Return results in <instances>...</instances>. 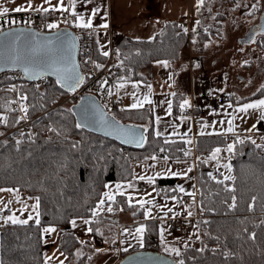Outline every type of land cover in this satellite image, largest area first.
Masks as SVG:
<instances>
[{
	"label": "trees",
	"instance_id": "obj_1",
	"mask_svg": "<svg viewBox=\"0 0 264 264\" xmlns=\"http://www.w3.org/2000/svg\"><path fill=\"white\" fill-rule=\"evenodd\" d=\"M259 4H255L256 8L251 10L250 16L254 17L262 12V6ZM48 13L67 15L64 12L52 10ZM216 15L223 19L226 17L225 13ZM66 20L69 23L63 22L61 27L78 30L70 21V17ZM217 28L207 31L201 29L200 40L206 41ZM182 29L181 22L173 20L166 22L162 30L152 39H135L114 32L111 40L112 57L120 61L125 68L128 66L134 68L135 75L127 76V79H137L142 76L141 70L158 59L165 60L169 64L180 59L192 36L191 33ZM258 45L264 49V41H258ZM95 57L96 64L103 66L109 58L102 55L98 48H96ZM81 66L87 81L89 69L83 62ZM12 81L13 77L8 72L1 73L0 113L4 119L7 118V123L4 120L0 123V187H17L30 196H39L41 224L36 225L34 221L26 225L0 224V264H45L42 231L44 225L66 228L73 220H89V226L94 229L92 232L100 235V231L97 232L95 229L100 230L102 225L115 220V216L105 212L93 216L91 211L96 208V204L102 198L106 189L105 185L113 181L132 180L135 174L134 163L140 160L153 161L146 159L153 155L157 157L156 160H163L165 156L175 161H189L194 158L195 165L189 175L195 180L197 207L203 213L202 216H198L195 226L199 235L202 236L199 239L202 245L183 244L175 238L162 243L157 221L146 219L143 246L128 249L126 252L122 250V257L134 250L152 249L163 252L176 261L183 259L185 264H264L263 146L256 147L258 144L256 142L253 144L252 139H242L228 134L227 136L199 135L193 141L189 135L156 136L153 132L154 118L150 107L128 108L117 104L108 106L101 99L109 112L123 122H133L146 128L147 140L143 146L125 145L83 127H76L77 122L72 105L83 93L92 91L84 88L71 92L60 87L51 77L40 81L39 89L35 88L39 82L22 78L23 83L17 88V93L19 96L27 95V100L22 102L28 107L27 117L34 118L32 120L34 130L29 128L25 132H20L16 129L10 132L24 122L20 120L16 123L22 115L9 103L11 93L6 86ZM173 96L175 111H182L179 109L182 94ZM263 96L264 90H257L250 96L235 99L234 102ZM64 98L67 100H63ZM69 109L71 111H68ZM44 110L47 112L38 116ZM49 125H52L51 129L55 131H49V129L45 131ZM21 133L24 135L22 136ZM237 138L244 142L240 143ZM17 140L21 141L19 147L16 144ZM166 140L169 143H165ZM187 140H191L192 143L188 144ZM73 144L76 145L75 148ZM228 144H234L233 152H227L221 160L218 157L217 162L231 164V172L228 169L224 170L226 168H220L214 173L211 164L215 161L209 160L208 163L203 161L210 156L213 149L227 148ZM161 148L164 151H161ZM181 149L190 151V155L184 156ZM209 172L217 179L231 175L235 177V180H225L224 184H218L208 176ZM156 182L159 187L172 188V193L179 199L193 197L189 193L179 192L177 187L180 185L181 177L178 175H163L158 177ZM225 185L234 187L235 192L224 191ZM232 195L237 198L235 209L228 207V204L232 203ZM253 196L257 199L252 210H249L248 205L253 204L251 199ZM111 205L114 214L123 209L122 211L131 213L135 220L145 218L144 210L138 204L131 203L129 206L128 196L125 193L117 194L115 202ZM253 232L256 234L255 239L250 238ZM216 237L219 239L217 240ZM153 238L159 241L156 247L150 242ZM83 244H85L84 240L76 236L74 232L65 231L60 236L57 246L71 260ZM165 244L170 248H178L181 255L176 256L173 252H165ZM205 246L207 247L204 252L197 251ZM212 249L217 251L213 252ZM225 251H230L234 255L225 257L223 255ZM84 257L86 255L81 258L84 259ZM47 264L60 263L47 262Z\"/></svg>",
	"mask_w": 264,
	"mask_h": 264
},
{
	"label": "rangeland",
	"instance_id": "obj_2",
	"mask_svg": "<svg viewBox=\"0 0 264 264\" xmlns=\"http://www.w3.org/2000/svg\"><path fill=\"white\" fill-rule=\"evenodd\" d=\"M52 2H56L58 0H51ZM65 2V0H63ZM257 2V0H204L200 11L196 12L194 15H192L191 20V27L193 29V34L191 36V39L193 41V44L186 50L185 56L181 59L177 60L176 62L169 64L165 67L161 63H157L158 61H165V60H159L154 63L156 74L153 77V79L147 81L146 79L141 80H135V81H120L124 83L123 88H118L116 85V92L115 96L122 98L125 100L129 97V95H132L134 98L133 102H130L126 107L131 108L130 105L133 104L137 99H143L144 95H149V99L154 100V102L157 103L158 109H154L153 112V118H154V129L153 132L160 131L162 135H174L176 131H179V134L176 135H189L190 137H193L194 135L199 134L201 132L204 133V131H227V129L231 126L235 131L237 132L236 136H239L242 139L249 138V135L244 134V130H241V128L246 123V118L248 117L249 111L242 112L239 109L242 105L245 104V102L253 99H248L245 101H237L233 103L231 102H223L222 108L218 112V117L216 116V112L212 111L210 109H206L207 116L202 117L199 121H196V124H194V130H189L191 125V114H185L181 111H175L174 109V96L172 93L175 94H182V103L184 100L190 101V96H195L197 100L200 101L201 104H203L207 98L211 99V103L213 101H216L220 98V95L227 96V95H234L233 97L235 99H238L240 96H237L236 90L232 88H226L214 81V74L220 69H224V63L222 61H219L218 63L214 64L215 58L217 57V54L220 51L225 52L227 56L229 57L227 60L230 61V55L228 46L236 45L238 46V39L244 38L245 40H250L251 32L252 31H262L261 26V18L262 15L260 13L254 15V17H250L249 14H247L252 7ZM261 2V1H260ZM31 3V6H37L40 4H45V0H0V11H4V9L11 10L16 9L17 7L24 8ZM259 5H262L259 4ZM252 9H254L252 7ZM12 11V10H11ZM14 12V11H12ZM9 13V12H6ZM218 13H225L226 17L220 18L217 17L216 14ZM260 19V20H259ZM198 22V23H197ZM202 22H205L207 26L203 28V30H210L212 28H217L215 31L214 37L212 36L208 41H200L197 37V28L202 24ZM201 23V24H200ZM221 25L219 26V24ZM217 26V27H216ZM237 52H234V55ZM240 59H244L246 56L238 55ZM230 61V65H231ZM11 75V74H9ZM264 75L263 73L260 74L259 78ZM12 76V75H11ZM13 77V76H12ZM42 82V81H41ZM41 82L40 84L41 87ZM119 83V82H118ZM147 83V84H146ZM10 84V83H9ZM8 84V85H9ZM7 85V86H8ZM134 85H136L134 87ZM148 85H151V92L149 93ZM6 86V88H7ZM254 85H251L250 87L245 85H240L239 89L241 91L239 93L245 94L246 92L250 91V88L253 89ZM19 88V87H18ZM112 90V89H111ZM15 91V90H14ZM17 91V88H16ZM135 93V95H133ZM18 94V93H17ZM19 96V94H18ZM13 97V94H11V99ZM20 97V96H19ZM71 97V96H69ZM154 98H157L155 101ZM105 101L104 98H101ZM256 99V98H254ZM260 99H264L263 97H260ZM63 100H67V98H64ZM127 101V100H126ZM168 101H171L172 103V109L171 113L172 115L168 114ZM11 102V101H10ZM9 102V103H10ZM207 102V101H206ZM21 104L25 105L22 101ZM205 106V105H204ZM157 117H159V122H157ZM214 119H218V121H214ZM4 120V116L2 113H0V123ZM220 120V121H219ZM175 122H181L182 124H185V127H180L179 130H176L174 127ZM231 122V125L229 124ZM264 119L261 121L262 126L264 127ZM17 128V127H16ZM14 128L10 132H13L16 130ZM240 129V130H239ZM189 130V131H188ZM174 133V134H173ZM236 132H233L232 134H235ZM161 135V136H162ZM227 148L224 147V151L221 150V152L218 154V157L220 160L222 159V156H224L228 151ZM159 160V159H158ZM194 158L191 160H169L168 161H157L153 164H148L146 166V169L144 172L139 171V164L135 163L134 168L136 175L135 178L128 181H113L109 182L107 184L108 187L104 190V192L111 190L115 196L119 193L116 192L115 185L121 184L122 187L120 189V192L122 193H129L128 195L132 197L131 203L139 204V206L144 210V213L148 210H150L151 217H158L157 219H154L157 221L158 224V232L160 235V229L161 226H163L166 230L164 231V241L170 240L171 238L179 239L183 244H196L201 246L202 243H200V238L197 239V236H201L198 233L196 226V220L198 219L197 212L194 213L193 217L187 219L186 215L189 212L186 208L188 204L197 206V198H186V199H179L177 195L172 193V188L168 189L166 187H159L157 185L156 179L160 176H168L170 175L167 171V169H171L172 172L181 173V175H178L181 177V182L179 186H183L185 189V192L183 193H191L193 192V187L195 186L193 178H190L189 173H187V176L182 175L189 167H194L195 161H193ZM140 161H149L150 160H140ZM139 161V162H140ZM154 161V160H153ZM211 164L212 170L214 173L217 171V166L219 165V169H224L223 165L227 164H221L218 163L217 160H214ZM138 162V161H136ZM224 170H227L224 169ZM157 173H162V175H157ZM139 176H145L147 177H155L154 182L149 183L147 179L140 180L136 177ZM131 182L133 184L132 188H128L127 184ZM178 188V187H177ZM0 189H18L17 187H0ZM18 192L20 190L18 189ZM16 192H0V224L4 223L3 217H6L8 215H11L15 213L17 217L20 219H26L25 217H22L20 211L23 207L21 201H23L28 207L26 210H32L31 205L35 203V200L33 196H26L24 193L21 192V194ZM26 196V197H21ZM176 196L177 199L173 200L172 197ZM33 199H29V198ZM102 198L103 195H102ZM129 198V197H128ZM103 205L104 210L99 211L98 213L105 212L107 214H110L111 216H117L118 214L123 215L127 218V220H124V218L121 220L122 222L128 221L129 224L122 225L121 227L113 226L112 223H110L105 227L101 228L100 235L103 237L98 236V240L93 238L94 243L98 242L97 245L91 246V248L87 249L86 247H80L76 251V255L73 257L75 262L77 264L81 263L82 260L89 259L90 264H116L120 259L122 255V249H132L141 247L139 242L134 238L136 235L135 228L140 226L141 224L145 225V220H153L151 218H144V220H137L138 223H135V219H130V213L124 212V211H118L116 214L112 212H108L106 209L109 204L112 203V201H107ZM8 201H11L10 204L6 207L11 208L12 210L10 212H5L4 204ZM138 201H144L147 203H144L143 206H141L140 203H137ZM99 203V202H98ZM188 203V204H187ZM187 204V205H186ZM97 205V204H96ZM112 206V205H111ZM168 209H172V211H168ZM194 208H190V211H193ZM167 212V216L172 215H183V230L180 231L181 233H171V227L172 221L166 219L164 213ZM123 213V214H121ZM202 212H199V216H202ZM145 216V215H143ZM165 216V217H164ZM162 218V219H161ZM186 220H191L189 222V227L185 226ZM31 221V220H29ZM78 222V221H76ZM83 222V221H81ZM132 224V225H131ZM88 225V224H87ZM107 225V224H106ZM49 225H44L43 227H47ZM55 227L56 231L52 233H45L46 236L51 237L55 246V253L49 260V262L52 263H60V261H65V258H68V255L61 251L59 249L58 241V231L59 228L56 225H51ZM63 230L64 227H62ZM73 228V226H72ZM127 228L132 233V235H129V232H125L124 229ZM65 232V231H64ZM108 235V239L105 238V235ZM161 237V235H160ZM202 238V236H201ZM144 241V234L142 237ZM154 239V238H153ZM152 239V240H153ZM115 241V243H113ZM123 241V243H121ZM159 242L158 240H156ZM152 244V241H150ZM144 243V242H143ZM153 245V244H152ZM154 246V245H153ZM116 247V249H115ZM156 247V246H154ZM100 249L101 251L97 252L96 250ZM83 255H86L84 259L81 257ZM87 259V260H88ZM44 260V259H43ZM88 262V261H87Z\"/></svg>",
	"mask_w": 264,
	"mask_h": 264
},
{
	"label": "crops",
	"instance_id": "obj_3",
	"mask_svg": "<svg viewBox=\"0 0 264 264\" xmlns=\"http://www.w3.org/2000/svg\"><path fill=\"white\" fill-rule=\"evenodd\" d=\"M257 3H260V4L262 3V5H261L262 9L264 8L263 7L264 6V0H257V2L255 4H257ZM57 4H58V1H56V2L51 1V5L54 6ZM201 5L202 4H198V0H93V2L91 4H86V5L82 4L80 2V0H78V2L76 4V13L83 14L85 17V20H87L89 17H91V9L92 8H94V7L100 8V12L95 17H91L92 23H93V28L95 30L94 33L96 36L97 48H98L100 53H102L103 51L109 52V55H108L109 58H108L107 63L109 61H111V63L114 65H122L124 67V65L120 61H118L117 59L112 57V46H111L112 41L111 40H112V34L114 32H119V33H122L126 36H129V37L135 38V39H152L162 30V28L166 22L178 20L182 24V28H183L182 30L187 29V31H186L187 33L193 34V29L191 27V20H192L191 16L194 15L196 12L200 11ZM41 7H50V5L48 3H45V4L38 5V7L32 6L31 8H28V6H26V7H24V9H34V8L38 9ZM64 7L69 8V11L64 12V13H67L68 17H70V21H72L74 23V25L76 26V23H75L76 17L71 12L69 0H65ZM11 10L14 11V9H11ZM11 10H8L7 12H11ZM251 10H252V7L250 8L248 14H251L250 13ZM262 12H263V10H262ZM262 12H260V15L262 14ZM2 13H6V12L0 11V14H2ZM250 17H252V16H250ZM103 23H107L108 27L107 28L98 27L99 25H101ZM205 26H207V24L205 22H202V24L199 26V28H197L198 30L196 32H197V37L199 38V40H200V37H199L200 33L199 32ZM77 28L81 29V27H77ZM214 35H215V33L212 36L214 37ZM251 36L252 37L250 38V40H245L244 38L238 39L239 40L238 46H236V45L228 46V49H229L228 54L230 55V58H231L230 61L232 62L231 65H230V61L227 60L229 57L223 51H220L217 54V57L215 58L216 62L214 63V64H216L219 61H222L224 63V67H226L224 69H220L217 72H215L214 81H216L217 83H219L220 85L225 87V89L226 88H232V89L236 90V94H237V96H240V98L254 94L255 91H257L260 88V86L263 85V83H264V75H262V77L259 78L260 74H262L263 70H264V49H262L258 45V41H260V40L264 41V32L263 31H252ZM210 38L206 39V41H208ZM192 44H193V41L191 39L189 42V45L187 47H185L182 55H180L181 56L180 59L185 56L184 54H185L186 50ZM241 49H243V51H241ZM234 52H237L236 54L242 55L243 57L246 55L248 57H245L244 59H240L238 57V55L233 54ZM245 61H247L248 63H245ZM154 63L147 66L143 70H141L142 76L137 78V79H127V76H130L128 74L124 75L123 77H120V78H124L123 81H125V80L135 81V80H141L142 78L149 81V80L153 79V77L156 74ZM133 70H134V68H133ZM134 73H135V71H134ZM134 75H132V76H134ZM120 78L118 80H116L115 82H112L110 84L109 89H112L111 90L112 95L110 96L107 93L105 96H103V98L105 99V103L108 106H112L115 104V103H113L114 98H119V97L115 96V92H116V85L118 84V82L121 81ZM244 84L245 85L247 84V86H249V87L251 85H254V87H253V89L250 88L249 92H246L245 94H241V93H239L241 91V89H239V86L244 85ZM233 96L232 95H227V96L220 95V98L217 99L216 101H213L212 103H211V99L207 98L206 99L207 102L205 101L203 104H201L200 101L197 100L194 95L190 96V101H189L190 106H186L183 109L179 108L182 110L181 111L182 113L191 114V122H190L191 125H190L189 130H191V131L194 130L193 128L195 127L194 124H196V121H199L202 117L207 116L206 109H210L212 111H215L216 116L218 117V112L222 108L221 106H222L223 102L228 101V102L233 103V105H234L235 98ZM132 97H133L132 95H129V97L125 99L127 101L122 107H126L130 102H133L134 98H132ZM154 99H155V101L157 100V98H154ZM252 99L253 100H249V101L245 102V104L250 103V102H254L256 100H259L260 98H256V99L252 98ZM156 102H154V100H152V104H145L144 107L145 106L150 107L151 108L150 110H152L154 112L155 111L154 109H156V108L158 109V105ZM248 111H249V114H248V117L246 118L247 119L246 123L241 128V130H244L242 132H244V134H246V135H249L250 138L252 140H254L258 145H261L264 147V127L262 126V123H261V121L263 120V119H261V117L264 116V108L248 109ZM170 115H172V113ZM214 121H218V119H214ZM253 125H255L256 127L253 128ZM174 127L176 128V130H179L180 127H185V124L184 123L182 124L181 122H175ZM233 132H236V133L232 134ZM237 132H240V131H235L234 129L231 132H229V131H214V132L204 131L203 135L221 134V135L227 136V134L228 135H236ZM176 134H179V131H176V133L174 135H176ZM199 135H201V134L196 133V135L191 137L192 141L195 139L196 136H199ZM157 161L163 162L165 160L159 159V160H154V161H150V162L149 161H140V162L138 161L135 163L139 164V171L142 173L145 171L146 166L148 164H153L154 162H157ZM188 173L190 174V172H188ZM135 175H136V173L134 174V176ZM168 176H172V175H168ZM193 181L195 184L194 179H193ZM195 186L193 187V193H195L197 191V187H195ZM21 192L24 193V195L29 196L27 193H25L21 190H20V192H16V193L21 194ZM128 194L129 193H126L125 195H127L129 197ZM26 196H21V197H26ZM186 207H187L186 209L188 211H190V208H192V207L194 208V210L191 211L193 213V215L196 212H200V210H198V207L195 205L188 204ZM11 210H12L11 208H8V209L6 208L5 212H10ZM29 212H32V214H33V219L29 222H33V221L35 222V213L33 212V210L28 209L25 211H20L22 217H25V218H27ZM121 214H123V213H121ZM160 215L158 216L159 218L163 217ZM193 215L192 216L186 215V217H187V219H189V218L193 217ZM121 216L122 215H120V214L115 216L114 222L112 221V227L113 226L121 227L122 225L129 224L128 221H125V222L121 221L123 218H124V220H127V218L124 217L125 214L123 215V217H121ZM128 216H130V219H134L132 217L131 213ZM176 216H179V215H172V216H166V217L164 216V217L168 220H172V218L176 217ZM181 216H183V215H181ZM190 221L191 220H186L185 226L189 227ZM135 223H138V221L136 220ZM109 224L102 225L100 227V230L102 227H105V226H107V228H108ZM72 226H73V224L71 223L68 227L64 228L65 230H63L62 227H59L61 229H59V231L57 232L58 236H61L64 231H70L72 233L74 232V234L76 236H78L80 239L84 240L85 244H83L82 247H86L87 249L91 248L92 244L97 245L98 242L94 243L93 238L98 240V238H99L98 236L103 237L101 235H96L93 232H88L87 228L90 227L89 224L88 225L84 224L81 221L76 222V224H75V226H73V228H72ZM171 227H169V228H171ZM102 230H103V228H102ZM100 233H101V231H100ZM171 233L172 234L176 233L173 228H171ZM177 233H181V232H177ZM105 238L108 239L107 234L105 235ZM58 244H59V241H58ZM55 249L56 248L54 246L52 238L46 236V234L43 232V258H44V261H45V257H52L54 255ZM65 259L66 260L63 261V263L67 262L66 264H77L73 258L71 260H69V256H68V258H65ZM87 259L82 260L81 263H79V264H90L89 259L88 260ZM48 262H49V260H48Z\"/></svg>",
	"mask_w": 264,
	"mask_h": 264
},
{
	"label": "snow or ice",
	"instance_id": "obj_4",
	"mask_svg": "<svg viewBox=\"0 0 264 264\" xmlns=\"http://www.w3.org/2000/svg\"><path fill=\"white\" fill-rule=\"evenodd\" d=\"M78 0H69L70 3V8H71V12L73 15H75L76 20V26L77 27H81L84 29H91L93 28V23H92V18L91 17H95L99 12H100V8L99 7H94L91 9V17H89L87 20H85V17L83 14H79L76 13V4H77ZM80 2L82 4H91L93 2V0H80ZM45 3H48L50 5V7H41L36 9V11H42L44 13H48L50 10L52 11H62V12H68L69 8L64 7V2L63 0H58V4L57 5H51V0H45ZM203 0H198V4H202ZM31 3H29L28 8H31ZM253 8H256V5H252ZM27 9L21 8V7H17L16 9H14V11L16 12H20V11H25ZM5 12H7V9H4ZM64 23H69L68 20H64ZM198 23V22H197ZM47 27L52 29V28H58L59 25L58 23H49L47 24ZM98 27H103V28H107L108 24L107 23H103L101 25H99ZM184 31L186 32L187 29H184ZM20 35H23V32H21ZM20 35L14 34V33H8V36L11 37L13 40L18 41L20 39ZM77 38L74 36H71L70 34L67 33H58L55 37L54 40L52 39H48L45 38L43 41L40 40H36V41H30L29 44L26 46V49L24 51L23 54L16 52L15 55H12L9 57V63L12 66H23V72L26 74V76L29 79H38L41 76H45L48 74V70H51L52 74H54L56 76V83L58 85H60V87L62 88H66L71 92H75L76 89L84 82V76L80 74V72L77 70L78 69V65L76 64L74 58L71 55V49L75 47L74 41ZM71 42V46L70 47H66L67 44H69ZM254 42V41H253ZM241 51H243V49H241ZM55 53H60L59 58H57V56L55 55ZM117 53H119V50H117ZM102 55H104L105 57L109 55V52L107 51H103ZM157 63H161L163 64L165 67L168 66V62L167 61H158ZM245 63H248L247 61H245ZM96 68H102L103 65L102 64H95ZM0 71H3V68H0ZM121 81L124 80V78H120ZM107 83V80L105 79L104 81L101 82V88L104 87V84ZM125 85L123 82H119L117 84L118 88H123ZM136 85H134L135 87ZM40 85L36 84L35 88L39 89ZM149 88V93L151 92V85H148ZM12 90H16V86L13 85ZM264 90V85L261 86V89H258V91ZM108 94L111 96L112 92L111 89H109ZM133 95H135V93H133ZM172 95H175V93H172ZM20 100L21 101H25L27 100V95H21L20 96ZM145 104H152V100L149 99V95H144L143 99H137L133 104L130 105L131 108H143ZM180 108L183 109L186 106H190L189 105V101L188 100H184L180 105ZM255 108H264V99H259L256 100L254 102H250V103H246L244 105L241 106V108L239 109L242 112H247L248 109H255ZM171 109H172V103L171 101H168V114H171ZM20 110L24 113V115L20 116L19 119L16 120V123H19L20 120H24L27 118V114H28V107L21 104V108ZM68 111H71L70 109ZM85 112L87 113V110H85ZM87 119V115L85 117ZM157 122H159V117L156 118ZM261 119H264V116L261 117ZM4 122L7 123V118L4 119ZM100 123L102 126L104 127H110L113 129L114 132H116L118 134V136L123 140L124 143H136L139 146H143V143L145 142V137L143 135V133H139L134 127L132 126H122L119 124V122H116L115 125H111L108 124L107 121L104 120V115L103 113H101L100 116ZM229 124L231 125V122H229ZM84 124L81 123H77L76 127L80 128V127H84ZM256 126L253 125V128H255ZM49 131H55V129H49ZM227 131L231 132L233 131V128L230 126ZM111 134V133H109ZM201 135H203L204 133L201 132ZM21 135L23 136L24 133H21ZM156 136H161L162 133L160 131L155 132ZM31 138V136L29 137ZM248 139H251L250 137ZM237 140L240 143H243L244 141L239 140V138H237ZM188 144H191L192 141L191 140H187L186 141ZM5 143H7V141H5ZM21 141L17 140L16 144L17 147H19ZM165 143H169V141H165ZM253 144H255V141H252ZM76 145L73 144V148H75ZM256 147H261V145H256ZM161 151H164L163 148L160 149ZM228 152H233L234 150V144H228L227 145V149ZM181 151H183L184 156H188L190 155V151H184L183 149H181ZM221 152V149L219 147L215 148L212 150L210 156L205 159L203 161V163H208L209 160H217L218 159V154ZM146 159H152V160H156L157 157L155 155H153L152 157H146ZM165 161H167L169 159L168 156H165L163 158ZM199 159V158H198ZM223 167L227 168L229 172H231V164H225L223 165ZM219 170V165L217 166V171ZM168 173L172 176H176V175H181V173H176V172H172L171 169H167ZM192 171V167H189L184 173H182V175L187 176L188 172ZM157 175H162V173H157ZM208 176L212 179L215 180L216 183L218 184H224L225 180H235L234 176L231 175H225L223 176V179H217L216 176H214L211 172L208 173ZM137 179L140 180H144L147 179L149 181V183L154 182L155 177H145V176H139L136 177ZM105 187H108L107 185H105ZM122 185L121 184H116L115 185V189L116 192L124 195V193L120 192ZM128 188H132L133 184L131 182H129L127 184ZM178 190L179 192H185V189L183 188V186H178ZM4 191H8V192H18V189H0V192H4ZM224 191L226 192H235V188L234 187H229L227 185L224 186ZM189 195L193 196V198H195V193H189ZM103 197L107 199V201H112L115 202V194H113L111 192V190L106 191L103 193ZM104 198H101L99 203L97 204L95 209H92V214L93 216H96L98 214L99 211H103V205L106 203V200ZM29 199H33V198H29ZM173 200H176L177 197L173 196L172 197ZM236 196L232 195L231 197V204H228V207L230 209H235L236 208ZM253 204H249L248 208L249 210H252V208L254 207V202L256 201V197L253 196L252 198ZM35 203H33L30 207L33 210V212L35 213V224L36 225H40L41 224V220H40V204H41V198L39 196L34 198ZM2 202V201H0ZM131 202H132V197L129 196L128 198V203L129 206H131ZM11 201H8L7 203L4 204V207L6 208L8 206V204H10ZM23 207L21 208V211H25L27 209V205L21 201ZM137 203H140L141 206H143L144 201H138ZM108 212H112L113 208L111 206V204L108 205L107 209ZM121 211L123 209H120ZM203 211V208L201 209ZM209 211H212L213 209H208ZM0 211H2V209H0ZM168 211H172V209H168ZM167 212L164 213L165 216H167ZM135 215V213H134ZM146 218H151V219H157L158 217H151L150 215V210L146 211L144 213ZM193 213L191 211L188 212V216H192ZM33 219V214L32 212L28 213V216L26 219H20L19 217H17L15 215V213L8 215L6 217H3L4 223L8 224V223H12V224H22V225H26L28 224L29 220ZM162 219V218H161ZM84 224H89L90 221L89 220H83ZM204 223H208V221H204ZM262 223H264V221H262ZM73 226H75L76 221L73 220L72 221ZM94 229L91 227L87 228L88 232H92ZM166 229L161 226L160 229V235H161V242H164V231ZM42 231L44 233H52L55 232L56 229L55 227L49 225L47 227H44L42 229ZM95 231L99 232V229H95ZM125 232H129V235H132V233L129 231V229L125 228L124 229ZM245 231H247V229H245ZM145 232V225L141 224L140 226L135 228V233L136 235L134 236V238L139 242L140 246H143V234ZM256 234L253 232L250 235L251 239H255ZM200 237L197 236V239H199ZM216 239L218 240L219 237H216ZM113 243H115V241H113ZM121 243H123V241H121ZM185 247H187V245H185ZM207 246L198 249L197 251L199 252H204L205 248ZM123 251H127V248L122 249ZM97 252L101 251L100 249L96 250ZM164 251L165 252H173L176 254V256H180V250L178 248L175 247H168L165 244L164 247ZM211 251L216 252V249H212ZM223 255L225 257H229L234 255V253L230 252V251H225L223 252ZM51 257H45V264H47L48 260H50ZM134 261L137 258H132ZM158 259L156 261H149V264H158ZM60 264H63V261H60ZM142 264V262H141ZM173 264H185V261L183 259H180L178 261H174Z\"/></svg>",
	"mask_w": 264,
	"mask_h": 264
},
{
	"label": "water",
	"instance_id": "obj_5",
	"mask_svg": "<svg viewBox=\"0 0 264 264\" xmlns=\"http://www.w3.org/2000/svg\"><path fill=\"white\" fill-rule=\"evenodd\" d=\"M264 7V6H263ZM261 18V30L264 32V8L262 12ZM260 20V19H259ZM23 32V35H20ZM8 33H14L20 35V39L18 41L13 40L8 36ZM58 33H67L71 36L76 37L77 39L74 41L75 47L71 49V55L74 58L76 64L78 65V71L81 75L84 76L80 56H79V35L73 28L69 27H59L55 30H42L38 27L27 26V25H17L9 28H5L0 31V68H3V71H0V75L6 71L19 70L22 72L24 77L27 79L28 77L23 72V66H12L9 63V57L15 55L16 52L21 54L24 53L26 46L30 41L40 40L43 41L45 38L54 40ZM71 42L66 45V47H70ZM57 58H59L60 53H55ZM51 77L56 80V76L52 74L51 70H48V74L45 76H41L38 79H29V81H38L42 78ZM85 80V79H84ZM83 84V83H82ZM82 84L80 86H82ZM80 86L77 88L80 89ZM87 110V113L85 112ZM72 111L75 116L76 122L84 124L83 128L94 132L95 134H100L108 138H112L117 140L125 145L131 146H139L136 143H124L123 140L118 136L116 132L113 131L110 127H104L100 123L101 113L104 115V120L108 122V124L115 125L116 122H119L122 126H132L139 133H143L145 137V141L147 140V132L146 128L140 124H134L133 122H123L114 114L109 112L104 102L99 99V96L93 92L83 93L77 101L72 105ZM87 115V119L85 118ZM111 133V134H109ZM145 143V142H144ZM143 143V144H144ZM137 258L135 261L132 258ZM158 259V264H173L176 261L173 257L167 256L165 253L152 250V249H138L131 251L130 253L123 256L116 264H149V261H156Z\"/></svg>",
	"mask_w": 264,
	"mask_h": 264
},
{
	"label": "built area",
	"instance_id": "obj_6",
	"mask_svg": "<svg viewBox=\"0 0 264 264\" xmlns=\"http://www.w3.org/2000/svg\"><path fill=\"white\" fill-rule=\"evenodd\" d=\"M37 8L34 9H27L25 11L20 12H9V13H2L0 14V31L4 30L5 28H9L12 26L17 25H27V26H33L38 27L43 30H54L57 28H48L47 24L49 23H58L59 27L62 26V23L64 20L68 18V15H61V14H49L44 13L42 11H36ZM58 27V28H59ZM95 30L94 28L91 29H78L77 33L79 35V56L80 60L85 63V65L89 69V79L87 81H84L82 86H80L81 89H88L91 91H94L98 93L101 97L105 96L110 88V84L112 82H115L120 77H123L124 75H134L133 68L131 66H128L127 68L123 67L122 65H114L109 61L107 64H105L101 70H98L95 67L96 64V36H95ZM110 60V59H109ZM13 76V81L7 86V90L11 94H13V97L11 99V106L15 111L20 112L22 115L24 113L20 110L21 108V100L20 97L17 94V91L12 90L13 85L18 88L22 83V78L24 75L22 72L15 70L8 72ZM107 80V83L104 84V87L101 88V82L104 80ZM113 103H116L118 105H124L126 103V100H122L121 98H114ZM46 111H43L38 116L45 114ZM37 117V116H36ZM34 118H26L24 119V122L19 125L16 129L20 132H25L29 128L31 129L32 126V120ZM264 124V122H263ZM52 125H49L46 127L47 131L48 129H51ZM33 129V128H32ZM34 130V129H33ZM222 151H224V148H221ZM197 191L195 192V194ZM197 216H199V212H197ZM183 216H176L172 218V227L175 232H180L183 230ZM152 244L154 246L158 245V242L156 239L152 240ZM116 249V247H115Z\"/></svg>",
	"mask_w": 264,
	"mask_h": 264
}]
</instances>
